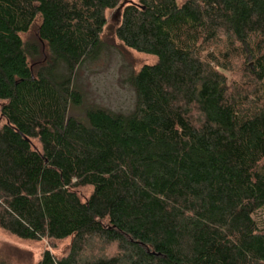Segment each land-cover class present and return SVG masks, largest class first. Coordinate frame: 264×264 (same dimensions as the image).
Here are the masks:
<instances>
[{
    "label": "trees",
    "instance_id": "trees-1",
    "mask_svg": "<svg viewBox=\"0 0 264 264\" xmlns=\"http://www.w3.org/2000/svg\"><path fill=\"white\" fill-rule=\"evenodd\" d=\"M119 7L156 62L77 114ZM1 122L0 230L72 239L39 264H264V0H0Z\"/></svg>",
    "mask_w": 264,
    "mask_h": 264
},
{
    "label": "rangeland",
    "instance_id": "rangeland-1",
    "mask_svg": "<svg viewBox=\"0 0 264 264\" xmlns=\"http://www.w3.org/2000/svg\"><path fill=\"white\" fill-rule=\"evenodd\" d=\"M128 2L135 3L137 0H121V6ZM120 10L119 7L107 12L108 22L103 35L104 48L100 56L94 61H86L78 70L74 84L82 92L84 103L76 110L77 114L82 115L90 108H100L114 113L131 112L135 106L136 95L129 79L143 66L156 62L154 57L132 51L118 41L115 31L120 21ZM36 29L25 36L24 40H34ZM90 194V189L81 192L85 198ZM256 220L264 227V210L258 213ZM71 243L72 239L27 242L0 230V260L6 264H39L46 251H50L56 257L65 256ZM92 248L94 254L100 250L99 246ZM108 249L112 250L111 247Z\"/></svg>",
    "mask_w": 264,
    "mask_h": 264
}]
</instances>
